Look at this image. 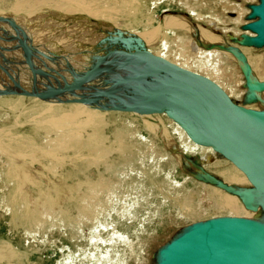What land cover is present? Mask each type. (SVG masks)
<instances>
[{
    "label": "rangeland",
    "instance_id": "rangeland-1",
    "mask_svg": "<svg viewBox=\"0 0 264 264\" xmlns=\"http://www.w3.org/2000/svg\"><path fill=\"white\" fill-rule=\"evenodd\" d=\"M96 1L100 6L121 4V9L113 15H107L104 13L97 14L84 7L77 6L71 0H0V15L9 18L16 17L18 23L23 24L30 30L28 32L33 39L35 38L34 31L38 29L46 30L49 34L51 33V37H57V39L68 38V41L64 43H61L63 42L61 40L53 45H50L49 42H43L40 44L45 46L39 47L49 48L52 52L62 54L67 60H70L73 55H90L93 52L101 54V52H104V44L112 46L110 48L119 47L120 41L116 38L119 35L117 34L118 31L122 32L123 35L132 34L142 38V32L163 21V15L167 11L188 13V9L183 3L186 0H160L162 2L156 8H152L154 0ZM189 2L193 3L192 0H189ZM255 2L258 1H242L241 5L246 7L248 12H241L236 8L237 6L235 7L236 3L225 4V6L223 4L222 6L219 1L216 3L217 5L210 4V6H214L217 13L224 14V20L228 23L231 21L229 18L240 13L243 16L242 20L247 22L246 17L250 11L249 4ZM205 10L210 11L211 9ZM90 12H93V14ZM21 14L24 15L25 20L21 18ZM188 18L190 22L195 24L200 23L206 26L209 24V18L207 17L203 20L198 17L189 16ZM185 28L180 27L176 31L177 33H186L188 29ZM220 31L225 34L224 38L226 41L228 40V44H226L228 47L230 44L235 45L226 34L230 31ZM14 41V39L9 40L7 36L0 34V52L3 53L1 58L6 59L11 64L14 63V60L20 59L21 63L19 65L24 69V74L18 72L22 69H17L13 73L15 72L14 74L17 76L22 73L28 83H31L30 76L32 72H30L31 70L25 56L20 51L21 49L15 48ZM2 42L4 43L2 44ZM34 42L33 46H35ZM186 43L188 42L186 41ZM214 44L216 43H212V46ZM146 47L158 53V44ZM203 48L206 47L203 46ZM12 50L18 57L14 56L15 53ZM186 50H189L190 54H194V52H191L189 44H187ZM252 50H250L251 54L254 55L255 52ZM259 53L262 59H256L258 60L257 63L251 62L250 64V61L248 63L253 68L257 66L255 70L262 76V72H264V52L260 51ZM21 56L23 57L21 58ZM41 56L45 64L52 65L55 69L62 68V65L66 66L62 59L53 57L48 51L41 53ZM46 56L49 59L45 58ZM52 58L53 60H51ZM21 59L25 60L24 62L27 63L28 67L23 64ZM179 60L187 66L186 68L189 67L188 69L199 71L204 75L209 74L204 68L199 69L194 66L190 59ZM223 62H226L225 66L227 68L229 67L223 71L225 75L222 74L225 79L223 81H229V83L234 81L235 83L232 84H238V79L243 76L239 61L233 58H225ZM0 86H2L1 83ZM101 86L99 85V87ZM224 86L226 92H231L229 85L224 84ZM237 89L240 91L242 87L239 86ZM257 100L255 98V101ZM242 102H245L244 104L248 107L252 105L246 103L245 99ZM24 110L26 115L42 113L41 108L30 102H26V109ZM16 114L17 111L9 107L0 108V138H3L9 130L13 129L22 137L29 136L32 141L27 140V142L20 143L15 140L6 146L0 147V264H65V260L69 255L77 257L75 264H81L80 262L84 259L85 254H88L90 259L96 260L99 256L100 247L92 245L95 240L88 238L90 232L94 230V226L99 227L102 231H111V225L118 226L119 220L123 221L125 219L127 220L122 229L129 232L130 242L120 241L121 248L119 247L116 253L119 258L118 264H136L138 259L143 256H146V261L149 259L151 264H155L157 251L173 236L177 235L182 228L193 221L216 215L244 214L216 207L214 209H204L202 207L208 205V200H203L200 206L197 205V207L193 203V206L198 210V215L185 218L177 214V208L175 207L178 205L177 201L170 198L172 200L170 203L165 199V196L146 195L147 192L149 194L152 192L160 193L159 185L152 184V179L156 180V183L164 181V187H168L165 172H155L156 170L151 169L147 163L153 160L152 157L158 159L160 157L158 152L174 151L179 146L182 147L180 137L174 134L175 131L172 129L177 122H173L174 120L169 118L165 112L151 114L155 117L153 118L154 121L163 125L161 124L159 127L160 130L149 131L141 128L143 125L137 113L101 110L95 122L85 126L84 130L82 129L83 133L80 137L75 132L79 128L70 126L69 131L75 129L73 138L70 139L69 135L71 134L68 133V130L66 132L64 127H51L50 125L48 127L46 123L49 120L45 114L39 116L40 119L45 121L41 125L26 121V115L23 112L19 116H16ZM135 126H139L137 131L134 128ZM164 128L174 135L173 140H175L176 146L172 147L173 149L168 146L170 142L162 137ZM85 130L87 134L84 132ZM94 131H98L100 138L96 139H100L103 145H95L92 140H89L88 133ZM117 133L122 134L120 139L127 145L123 152L118 148L117 140L119 138H116ZM134 133L137 136H133ZM139 133L144 134L149 142H142L140 147H137L135 142L142 138ZM184 140L188 139L185 138ZM152 142L156 147L153 148L154 144L151 145ZM100 153L103 156L101 160L97 158ZM185 153V158H189L192 163L200 165L198 153L194 156H190L188 152ZM133 158L136 162H132L134 166H130L129 161ZM182 164L183 167H181ZM164 169L172 171L171 175L174 178H180L182 175L187 174V171L193 173L191 175L193 179L188 182V188L176 197L180 201L192 196L196 198L200 190L212 188L201 184L205 183L200 180V173L192 166L191 168L187 167L183 158L169 159L164 164ZM123 176L124 180L122 181ZM214 177L231 186L235 184V182L224 177ZM103 182H105V185L102 184ZM206 185L217 186L214 182H207ZM236 186L242 187L243 185L238 184ZM223 192L228 191L223 189ZM140 194L142 195L138 196L137 202L138 206H142L138 211L145 214V219L141 217L137 233H130L131 229L128 225L130 219L127 217L132 213L121 215V210L129 208L137 195ZM156 207L162 208V211L147 212L148 209L153 210ZM87 208L90 209V218H86L84 215L88 212L86 211ZM169 208H171L170 212ZM147 214L150 215L149 218H147ZM243 216L251 217L245 214ZM141 223L144 224V227H141L143 225ZM134 224H137V221ZM110 233H101L99 236L108 241ZM151 235H155L157 241H151ZM81 246H83L82 249H80ZM103 251L104 249H102ZM115 262L116 259H113L112 263L115 264Z\"/></svg>",
    "mask_w": 264,
    "mask_h": 264
},
{
    "label": "water",
    "instance_id": "water-1",
    "mask_svg": "<svg viewBox=\"0 0 264 264\" xmlns=\"http://www.w3.org/2000/svg\"><path fill=\"white\" fill-rule=\"evenodd\" d=\"M250 11L239 44L264 45V0L249 4ZM0 21H10L1 17ZM11 22V21H10ZM13 23V22H11ZM118 48H108L82 74H56L51 79L36 67L23 46L22 36L7 34L17 41L33 75L32 85L4 87L0 94L34 95L51 101L82 102L103 110L163 113L173 119L189 138L230 160L250 183L231 186L207 174L222 189L239 196L247 209L264 211V108L239 104L207 75L183 67L150 51L136 35L117 32ZM242 62L249 100L264 90V80L253 79L251 66L238 46L228 47ZM62 57V55H61ZM1 67V63H0ZM4 65L0 68L3 74ZM105 87L95 83L99 76ZM10 87L9 89H6ZM80 90L70 98L63 93ZM155 264H264V219L243 215H216L196 220L182 228L156 254Z\"/></svg>",
    "mask_w": 264,
    "mask_h": 264
},
{
    "label": "bare ground",
    "instance_id": "bare-ground-1",
    "mask_svg": "<svg viewBox=\"0 0 264 264\" xmlns=\"http://www.w3.org/2000/svg\"><path fill=\"white\" fill-rule=\"evenodd\" d=\"M71 1L73 4H76L77 6H80L82 8L84 7L87 10L93 11L97 14L104 13L107 15H113L114 13H117L121 9V4L100 6V4H98L96 0H71ZM192 1H193V3L189 2V0H186L184 2L181 1V2L185 3V5L188 9V13H179V12H171V11L165 12L163 15V21H160V23L158 25H155V26H152L151 28L145 29L144 32H142L143 33L141 35L142 38H140V39L148 47H151L152 45L158 44L159 49H157V48L156 49L159 52V55H162V56L166 57L167 59L170 58L171 61H173V62H175V63H177L183 67H187V66H185V64H183L179 59H183V60L184 59H186V60L190 59V60H192V63L194 64V66H196L199 69L204 68L209 73L207 76L213 80L215 79L216 82L218 81V84L224 90H225L224 84L229 85L230 86L229 89L231 90V92H229V93L227 92V93L229 94V96L232 99L234 98L235 101H237L239 104L243 105L245 102H242V101H243V99H245L246 103L252 104L251 107L264 108V90L254 92L255 98L258 99L257 101H255V98H254V100L248 99L249 89L246 86L243 72H242V74H243L242 78L238 79V81H237L238 84H232L235 82L234 81L232 82L231 80L230 81L232 83H229V81L228 82L223 81V80H225L223 78V75H224L223 71H225V69L229 68V67L227 68L225 66L226 62L225 63L223 62L224 59L225 58L236 59L237 61H239L241 66H242V62L228 48V46L226 45V44H228L227 43L228 40L227 41L225 40V38H224L225 34L223 32H221L220 30L230 31V32H227L226 34L228 35V37H230L232 39L233 43L236 46H238L239 49H241L244 52V54L246 55V58L248 59L247 61H250L249 62L250 64H251V62L257 63L258 60H256V59H262V56L259 52L260 51L264 52V45L261 47H255V46H243V45L239 44L242 33L253 34V32L251 30L243 29L242 26H239L243 22H246L245 20L244 21L242 20L243 16L241 15V13L236 15V16L234 15L233 17L229 18L231 21H230V23H228L224 20L225 19L224 14H220L219 12L217 13L214 10L215 9L214 6L217 5L216 3L220 1L222 6H223V4L225 6V4L228 5L229 3L230 4L236 3L235 7L237 6L236 8H238L241 12H243V11L248 12L247 8L241 5L243 0L242 1L241 0L240 1H238V0H192ZM236 1H238V2H236ZM161 2L162 1H160V0H154L152 8H156V6L158 7L161 4ZM200 4H202V6H200ZM210 4H212L214 6H210ZM208 8H209V10L210 9L211 10L206 11L205 9H208ZM150 10H149V12H150ZM93 12H90V13L93 14ZM189 16L190 17H198V18H201L202 20L207 17V18H209V20H208L209 24H208V26H206V25L200 24V23H198V24L192 23L189 21V18H188ZM1 17H5V16H1ZM21 18H23V20H25L23 14H21ZM9 19L13 23H11L10 21H6V22L0 21V34L7 36V34H9V33L16 34L17 30H19V32L22 36V40L24 42L23 46L25 47L29 58H31V61L35 64L36 67L40 68V70L42 69V71L47 73L51 79H54L57 72L59 74L63 73L62 77H63V75L70 77L71 72H75L76 74H82L88 67L90 68L95 63V61L97 60L99 55L104 54L106 49L112 47V46H109L107 44H104V47H103L104 52H101V54L93 52V53H90V55H88V54L83 55V56L82 55L81 56H74L73 55L72 59L67 60V58H65V56H63L62 54L54 53L49 48H41L39 46H45V45L40 44L43 42H49L50 45H53V44H56L57 42H60V40H61V41H63L61 43H64V42L68 41L67 40L68 38L57 39V37H53V36L51 37L50 36L51 33L49 34L46 30L38 29V30L34 31L35 38L33 39V37L31 38V35H29V32H28L30 30H28L23 24L18 23V21H16L17 20L16 17H10ZM180 27H186L185 29L186 30L188 29V32L177 33L176 30ZM32 40L35 41L34 44L37 47L33 46ZM186 41L188 43H186ZM3 43L4 42H2V44ZM16 43H17V41H14V45L16 46L15 48H19ZM212 43H216V44H214L212 46ZM187 44H189V47L191 48V52H194V54L196 53V55L190 54V52H188L189 50L188 51L186 50ZM203 46H205L206 48L202 49ZM229 46H231V44ZM115 48H118V47H115ZM172 48H173V50H171ZM111 49H114V48H111ZM148 49H150V48H148ZM249 49L250 50L253 49L252 51H254L255 54L254 55L251 54V51ZM45 51L50 52V54L53 55V57H58V58L62 59L63 63L66 66L64 67L62 65V63H60V65H62V68L59 67V69H55V67H53L50 64L51 67L56 70V74L54 72H52L48 67H45L43 65V64H45L43 61L44 59L42 58V56H44V55L41 56V53H43ZM13 53H15V52L13 51ZM10 55H12V54H10ZM61 55H62V57H61ZM14 56H17L16 53ZM47 56L45 58H48ZM171 56H173L174 58H172ZM1 57H3V53L0 52L1 67H2V65H4L3 73H2L3 75L2 76L0 75V78L2 80H5V83L7 85L12 86L15 83L18 87L28 89L32 85L33 75H31V74H30L31 76L28 75V76H30V82H31V83H28V81L26 80V78H24V75H23L24 69L22 68V66L19 65V63H21L20 59H18L19 61L14 60V63H16V65H14V63L11 64V63H9V61H7L6 59H3ZM19 57H20V54H19ZM22 57L23 56H21V58ZM51 60H53V58ZM22 61H23V64L28 67L29 64L27 65V63L24 62L25 60H22ZM56 63H58V62H56ZM60 65L58 64V66H60ZM255 68H253L251 66L253 79L264 80V72H262L263 74L261 76L256 72ZM17 69H22V70H19L18 72H22L23 74L22 73L20 75L18 74V76L16 74H14L15 72L13 73V71H16ZM237 69H238V67H237ZM234 71H233V73H234ZM196 72H198V71H196ZM225 73H228V72H225ZM229 73H231V72H229ZM232 76H235V75H232ZM101 79H102V76L100 75L98 77L97 81L95 82L98 85V87H99V85L104 86V84L100 82ZM102 86L100 88H102ZM239 86L242 87V89L240 91H238V89H237ZM2 88H4V87L0 86V89H2ZM9 88L10 87H7L6 89H9ZM79 92H80V90H72L71 89L70 91H66L65 93H63V98L68 99V98L73 96V93H79ZM26 102H30L34 106L41 108V110H42L41 114H45L48 116L49 121L46 123V125L48 127H49V125L51 127L52 126H54V127L59 126L62 128L64 127L66 132H67V130L69 131L70 126L78 127L80 130L78 129L77 131H75V129H73V130H70L68 132L69 134H71V135H69V139L73 138V135L75 132H77L76 135H79V137H80L81 134L83 133V130H84L83 128L85 126H88L91 123L95 122L97 115H99L101 113V110H103V109H99L97 107H94L92 105L82 103V102H76V101L57 102V101H51L48 99H43V98H40V97H37L34 95L29 96V95L14 94V93L13 94H0V108L9 107L10 109L17 111L16 116H19V114L21 112H23L26 115V112L24 110V109H26ZM21 105L23 106L24 109L22 108ZM244 105H246V104H244ZM99 110H100V113L98 114ZM104 111L107 112V111H118V110H104ZM126 112H129V111H126ZM130 112H132V111H130ZM133 113H137V112H133ZM41 114H36V113L28 114V115H26L25 120L35 122L39 125L44 124L45 121L39 118V116ZM137 114L141 118V123L143 125L141 128H143V130L145 129V130H149V131H155V130L159 129V127L162 124V123L158 124V122L154 121L153 118H155V117L152 116L151 114H144V113H137ZM19 120H20V118L18 119V121ZM173 122H175V121H173ZM134 128H136V131H137L139 126H137V127L135 126ZM172 129H174V131H175L174 134H177L180 137V143H182V147L179 146V148L177 150H174V151L171 150V151L158 152L159 153L158 155L160 157H158V159H155L154 157H152L153 160L150 163H147V165L151 169L156 170L155 172H159V171L165 172L168 187H164V181H160V182L156 183L157 181L152 179V181H151L152 184H158L159 185L158 189L160 190V193L156 194V193L152 192L151 194H149L147 192L146 195L155 196V197L156 196H165V199H167V201H169L170 203L172 200L177 201L178 205L175 206L177 208V214L180 216H183L185 218L186 217L192 218V216H194L198 213V210L193 206V203H195L194 205H196V207H197V205L200 206V203L203 200H208V205L205 207L203 206L202 208H204V209L205 208H210V209L213 208L214 209V207H216L218 209H227L229 211L231 210L232 212H236V213L241 212L238 214L244 213L245 215H248V216H251L254 218H259V219L263 218L264 219V211H263L261 206H258V208L256 210L247 209L244 206V204L241 201L239 196H237L233 193H230V192H223V189L220 188L218 185L217 186L206 185L207 182H211V183L213 182L210 180L209 177H207V174H210L211 176H219V177L221 176V177H224L225 179H227L229 181L235 182V184L233 185L234 187L238 184H242L243 185L242 187H248V186H250V183L242 171H240L230 160H228L223 155H221L220 153L213 150L210 146L200 145V144L193 142L189 138V136L186 134V132L179 126L178 123L174 124ZM163 130H164L163 133L161 132L162 137L166 138L167 141L170 142V143L167 142L168 146L170 148L175 147L176 146L175 140H173L174 135H172L170 131H167L166 128H164ZM136 131H134V132H136ZM84 132L87 134L86 130ZM88 134H89L88 135L89 140H92L93 143H95V145H103V143H102V141H100V139H96V138H100L98 131L97 132L94 131V132L88 133ZM107 135H105V136H107ZM121 135H122L121 133H117L116 138H119V140H117V143L119 144L118 148L123 152L127 148V145L121 141V139H120ZM139 135L142 136V138H140L139 141L135 140L136 141L135 145L137 147H140L142 142H147V141L149 142V139L144 134L141 135V133H139ZM154 135H155V133H154ZM133 136H137V134L134 133ZM185 138L188 140H184ZM15 140L19 141L20 143H24V142H27V140L32 141V138H30L29 136L28 137H22L19 133H16L13 131V129H11L8 131V133L3 138H0V147L6 146ZM147 144H149V143H147ZM153 144L154 143L152 142L151 145H153ZM154 146H155V144L153 145V148H154ZM185 152H188V154L190 156H194L198 153L199 154L198 160H199L200 165L192 163L191 159H189V158H185L184 157V154H186ZM97 158L101 160L103 158L102 154L101 153L98 154ZM175 158L185 159V163H186L187 167L191 168V166H192L195 170H197L200 173V175H201L200 180L205 183V184H203V183H201V184L206 186V187H212V188L211 189L204 188V189L200 190L198 192V196L196 198H194L192 196V197L186 198V200H183V201L176 199L177 195L181 194L184 189L188 188V186H189L188 182L193 179L191 177V175H193V173L186 170L187 174L182 175L180 178H174L171 175L172 171H166L164 169V164L167 163L169 161V159L172 160ZM222 160H225V161H222ZM132 162L133 163L136 162L135 158H133L132 160L129 161L130 166H134ZM174 163L179 164L178 162H174ZM181 167H183V164L181 165ZM121 180L122 181L124 180V176L121 178ZM102 184L105 185V182H103ZM141 195L142 194L137 195V198L133 201V203L131 204V206L129 208H125V209L121 210V215H124V213L125 214L132 213L131 215H129L127 217L128 219H130V221L128 223V225L130 226V229H131L130 233H137V231L139 230V223L141 222L140 221L141 217H143L145 219V214L139 213V211H138V209H140V207L142 206V205L138 206V202H137V200L139 199L138 196H141ZM83 209H85V208L83 207ZM148 210L149 211H147V210L146 211L155 213V212L162 211V208L156 207L153 210H150V209H148ZM170 210H171V208H169V212H170ZM86 211H88V212L84 213L85 217L90 218L91 217L90 209L87 208ZM149 216L150 215L147 214V218H149ZM126 220L127 219H125L123 221L119 220L118 226H116L115 224L111 225L110 226L111 231L110 230L102 231V230H100L99 227L94 226V230H92L90 232V235L88 238H91V240H95L92 245L100 247L99 256L97 257L96 260H94V259H90L88 254H85L84 259L81 260L80 263L81 264H113L112 260L116 259L115 264H118L119 258L116 255V253L119 250L120 241H123L125 243L130 242L129 232H127V230L122 229V226L125 224ZM136 221H137V224H134V223H136ZM142 224L143 223H141V225ZM172 224H173V222H172ZM101 225L103 226V224H101ZM141 227H144V224ZM103 228H105V226H103ZM140 230H141V228H140ZM105 232L106 233L111 232L109 234L108 241L106 239L103 240V238L99 236V234L105 233ZM157 235H159V234L157 233ZM150 240L151 241H157V238L155 235H151ZM131 241H132V238H131ZM82 247L83 246H81L80 249H82ZM133 247H134V245H133ZM102 249H104L103 252H102ZM135 251H136V249H135ZM112 254H113V256H112ZM139 254H140V252H139ZM141 256H143V255H141ZM130 257H132V256H130ZM145 257L144 256L141 258L137 257L139 259H138V263H136V264H151V260L147 259V261H146ZM75 259H77V257L69 255V256H67V258L65 260V264H75Z\"/></svg>",
    "mask_w": 264,
    "mask_h": 264
},
{
    "label": "crops",
    "instance_id": "crops-1",
    "mask_svg": "<svg viewBox=\"0 0 264 264\" xmlns=\"http://www.w3.org/2000/svg\"><path fill=\"white\" fill-rule=\"evenodd\" d=\"M211 47V46H210ZM149 50H151L152 52H153V50L152 49H149ZM155 53V52H154ZM156 54H159V52L158 53H156ZM170 59V58H169ZM171 60V59H170ZM196 71V70H195ZM199 72V71H198ZM214 81H216L215 79H214ZM217 83H218V81H217ZM229 93V92H228ZM233 100L235 101V99L233 98ZM244 105V104H243ZM246 106V105H245Z\"/></svg>",
    "mask_w": 264,
    "mask_h": 264
}]
</instances>
